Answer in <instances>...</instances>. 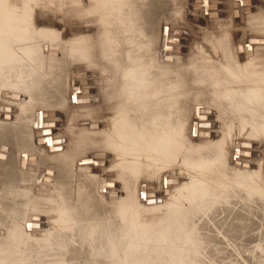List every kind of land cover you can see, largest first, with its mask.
<instances>
[{
    "label": "bare ground",
    "instance_id": "1",
    "mask_svg": "<svg viewBox=\"0 0 264 264\" xmlns=\"http://www.w3.org/2000/svg\"><path fill=\"white\" fill-rule=\"evenodd\" d=\"M75 1L76 0H72V3ZM200 1L192 0L190 9L194 6L192 3L198 2L199 4ZM201 2L203 4L200 7H193L195 11L198 12L202 10L204 12V10H206L207 12H211L208 14L209 17H218L220 15L217 10V4L215 8H208V4L215 3V1L202 0ZM251 3L252 0H236L232 6L228 3L230 4L229 14L234 17L235 13L238 11L239 16H242L244 19V15L249 21V26L253 28L252 33L245 34V37H243L244 39L236 41L233 44H231L233 40L230 42L225 33L219 36V38L221 37L219 40H216L215 47L217 46L220 49L224 60H228L227 58L229 57L230 63L221 62V60V63H217L215 60L214 63H212L209 59L204 60V57H202V62H196L198 66H196V73L193 72L195 73L193 77L195 81L198 82L199 85L202 84V86L192 87L193 95L189 93L193 96L192 98L194 100L189 110L190 114L194 116V120L193 118L189 120V130H193L194 134H196L198 130H202V132L205 133L209 132L210 129L208 126L211 121L206 112L204 121L197 118V115L199 116L200 113H202L201 109H210L211 112L212 109H214L212 106L198 103V101L204 100L205 98L207 99L205 101L208 102L209 100L210 103L213 105L216 104V106L221 105L225 100V102L228 103V105L226 104L225 110L228 109L232 111L233 115L240 119V123L247 128V133L255 135L264 132V94L260 91L262 87L260 88V85L258 86L260 79L264 81V68L262 67L263 71L259 70L261 74L258 76L251 74L252 65L254 64L253 61L263 56L261 52L264 50V42H262L264 40V0H262L263 4L258 2L261 6L260 9L255 11L256 13L251 10ZM151 6H153V4L149 0H85L82 13L87 14L90 12L98 16L99 23L102 26L100 27V34L95 38L90 35H84L83 42L79 43V45L70 43L67 47V51H65L71 55L78 53L87 63L90 64L93 62L103 67L106 78L104 80L102 78V85H104V88L103 90L99 89L101 90L99 99L102 102V106L106 102L111 104L112 117L110 116V121H108V125L111 126L107 127L108 125L104 126V124H102V127L99 121L102 116L98 119L100 116L98 114L102 115V113H98L96 109L99 108H95V106L92 105L93 100L92 102L90 100V88L86 87V85L78 86V80L85 78L83 76L84 72H82L83 74L81 73L82 77L78 74L75 82L73 81L74 77H76L74 72L76 74V72L79 73L85 71V69L77 68L75 71H72L70 75L72 84L69 89L70 100L74 102H77L76 100L78 99L81 100L79 105L84 107L85 110L81 113L74 112L76 110H73V112L68 115L70 119H74L75 116H78L79 119L76 117V121L77 119H82V126L87 129L86 131L83 127L87 133L85 132L86 135L82 138L78 137L81 128L78 129V134L76 132L77 135L73 133L72 136H68V139L64 138V140L61 136L59 137V135L51 134V126L42 125L39 127L35 125V122L38 123L41 121L43 123L49 121L52 115L50 111L54 110L51 108L50 102L44 96L46 91L36 87L42 81L40 73L35 71V68L27 66L26 60L28 59L31 61L35 60V62L39 61V46L31 41L22 49L15 51L13 48L1 43L4 41V38H0V86H9L11 89L9 88L10 90L7 91L8 93L12 92L14 95L20 94L19 98L14 97L13 99L10 97L5 98V96L2 95V97H4L2 99L9 100L10 102L13 101L14 103H16L15 101H20L21 109L19 114L16 113L19 118H23L22 116L28 113L27 110L29 111L30 103L38 102V106L41 108L33 109L28 114L31 124L37 127L34 128L33 131L31 129L32 136L29 135V132H25L24 128L10 126L5 120L0 121V166L2 165L3 168L7 167L9 172L8 175H12L13 177H15L16 172L18 174V171L21 172L18 176L19 178L15 179L16 181H20L18 183L21 187H15L14 184L8 183V181L12 180L8 175L4 178L5 181L4 179L0 181V203L2 206L7 207L8 205L6 206L5 204H7L9 200L1 201L2 198H8V196L12 195H22L28 188H32V190L37 189V194L34 193V195L32 193L34 195H32V197L34 198L36 196L38 199H35V202L32 200V205L29 203L30 199L28 202H25L31 206L40 204V206H36L39 209L36 208L31 212L28 210V219L26 218L27 220L25 219L26 221L22 224L14 220L15 216L12 218L13 220L10 217L9 219L8 216H6L7 214L9 215V212L5 214V217L8 219L4 216V219L1 217L0 264H226L212 256H207L206 259L198 256L197 244L199 243L200 236L197 229L199 223L196 221V218H190L189 215L195 211L208 215L213 208L212 206L219 200L217 188H215L216 186L213 184H216V182V185L221 184L223 180L218 179V176V178L210 179V176L212 175L211 172H216L215 169H213L216 168L213 164L221 165L222 162H225L221 143L227 139L221 135V139L218 142L209 143L207 145L196 144V142H185L186 135L184 132L186 130L184 129V123L187 115L184 113L186 112L184 95L187 93V89L185 90L186 85L189 86V83H185V75L187 74H185V72L188 70L186 69L187 71H185V66L175 63L178 51L174 50V45H180V42H174L173 40L167 41L168 38L172 39L173 36H179L180 32L178 29L181 27L177 24H171L168 25V27L166 25L163 26L159 21L156 22L153 20L152 11L154 9ZM245 7L249 8V10L245 11L247 10ZM256 7L258 8L257 5ZM43 8L44 11H46L45 7ZM234 9H236V11ZM169 11H171V9L168 10V12ZM215 11L217 14L213 15ZM173 13H175V11ZM44 15L46 16V14ZM185 25H187V23ZM11 26L12 24L8 22H0L1 36L8 35V32L14 31ZM73 27L76 28L75 26ZM26 30L30 32L29 29ZM22 32L25 31L23 30ZM105 35L110 36L111 42L108 44L102 42L104 38L106 39ZM202 39L203 38H201V40ZM256 39L261 40L256 41ZM47 46L46 52H53V54L45 55L51 60L56 59L62 50L58 41L50 40ZM167 46L168 48H166ZM206 46L208 45L205 44V47ZM253 50L256 51L255 56H251L254 54ZM213 52L211 54H213ZM68 53H66V56L71 57ZM166 54H170L172 59H164V55ZM237 55H244L249 58L245 63L240 64L233 58ZM226 56L228 57L225 58ZM255 72L259 74L258 71ZM85 74L86 76L88 75L87 73ZM257 77L259 78L257 79ZM84 88H88L86 93L82 91ZM0 92L3 94L5 93L4 90ZM21 94H25L26 99L21 98ZM203 94H206L208 98L203 97V99H201ZM62 96L64 97V95ZM192 98L190 100H192ZM2 99L0 98L1 101ZM56 101L59 102L62 108L65 103L64 100L57 97ZM5 102L7 103L8 101ZM7 105V107H10V104ZM0 107L3 109V105ZM213 107H215V105ZM12 108L14 109V107ZM38 109L39 111H37ZM64 110L62 112H64ZM105 113L106 112H104V114ZM44 115H46V117H44ZM218 115L219 114H217V117ZM228 115L229 117L231 116L230 114ZM219 118L221 119L222 117ZM86 120L88 121L87 123L85 122ZM200 122L203 124L206 123L207 125L198 127ZM77 123L79 122L77 121ZM187 125L188 124H186V126ZM83 129H81V131H83ZM41 131L46 132L43 133ZM5 133L10 135L12 144L5 141L8 140L5 138ZM197 136L200 137V135L196 134V137ZM201 137L205 138L206 136ZM55 139L57 140L56 142L54 141ZM62 139L65 142H63ZM240 140L251 142L247 137L246 139L242 137ZM32 141L35 145L32 144ZM192 142H194V140ZM234 144H232L233 149H231L235 150L233 155L243 148L239 145V141H237L236 145ZM5 145L8 146L6 147ZM37 145L40 146V149ZM183 145H185V147H183ZM4 147H6V149H4ZM14 148H16V150L12 153ZM24 150L26 152H24ZM85 150H91L90 156L81 155ZM107 151L113 152V157L110 156L113 158L111 165L107 164L108 160L106 161V159H108L107 154H109ZM84 153L88 154L87 152ZM22 155L28 158V162L19 161ZM78 155H80V159H83L81 162L93 159V161H97L98 164L96 165L92 163V161L90 163L85 162V164H78V170L76 171L74 170V163ZM239 157L235 156V158L232 157V159L240 160L243 158ZM17 161L19 163L14 166V162L16 163ZM241 161L245 163L247 162V158H243ZM233 164L234 163H232V165ZM244 167H246V164ZM85 168H87V172L82 171V169L85 170ZM90 168L100 173L106 171L109 176L105 174L107 177H104L97 173H89L88 169ZM258 170L259 169L242 170L240 177L233 181L238 183L243 182L247 177L256 176L258 172H260ZM42 172L45 174V178L42 179L45 180L38 181ZM75 172H79L77 173L78 175L76 174V176H74ZM138 173H145L146 175V179L144 177L145 180L141 178L143 181L141 187L138 184L139 182L137 183L143 195L141 197L142 199L139 200L142 202L140 205L145 209L151 208L150 210H152L158 207L162 210L161 205L156 202H149L148 199L152 197L157 201V197L161 196L159 192V194H157V188L168 189V194L161 197L166 201L167 206L170 205L171 207L170 202H173L172 209H168V211L172 210V212L166 210L172 215V218L169 216L166 218L172 220L165 221L166 219L163 217L165 219L164 222L157 226L151 225L152 223H150V226H147L148 224H141L139 222L140 220L137 218V206L139 207V201L137 203L134 195V183L136 179H138ZM209 174L210 176H208ZM222 178H224L225 182V177L223 176ZM252 179L255 178L252 177ZM209 180H212L214 183ZM105 181L108 183L109 181L112 182L113 186L110 184L105 185ZM118 181L121 182V186L124 189L125 194H121L123 196H119L118 192L121 190L117 192ZM149 181L152 183H149ZM208 181L212 182V184H207ZM243 185L246 184H242V186ZM251 187L253 189V186ZM43 188L46 189L44 190L45 192L38 193V191ZM245 188L249 189V186ZM172 189H177L176 194H171ZM147 191L152 192L153 195H145L144 193ZM3 192H5V195H2ZM250 192H252V190ZM190 196H192L191 201H195L193 203L189 201L192 204L188 203L189 206L187 208L181 206L182 198L185 199L186 197L188 199ZM12 197L10 198L12 199ZM23 197H25V195L22 196V198ZM193 197H195L194 200ZM102 198L115 201L117 205H104L106 203L105 201L104 204L101 202ZM27 199L28 197L26 200ZM19 203L21 202L13 204L15 209H11L12 207L10 208L8 206L10 209L7 211L10 210L11 212V210H13L12 212H15L13 215H16L18 212L19 216H21V212L18 209L24 202L21 204ZM34 203L36 205H34ZM25 207H27V205H25L24 208ZM22 209L20 210L24 211ZM2 210H4V208H2ZM44 210L48 211V214H51H49V218L48 216H44L49 220L48 227L43 226V222H46L43 217ZM25 212L27 213V211ZM164 213L162 215H165ZM35 215H37V217H34ZM21 217H24V212H22ZM163 218L161 219L160 217L161 220L159 219V221H162ZM19 219L22 220L24 218L21 219L19 217ZM173 219L175 220L174 222ZM154 221L156 222L155 219L153 222ZM42 226L44 229L46 228L44 232L45 240L40 237L39 240L41 239V241H44H38L42 243V246L45 242V244L49 246V250L44 251L45 255H39L36 261L31 262L33 256L30 260L26 255H23L25 253H20L21 246L26 241L24 237H26L25 234L27 232L24 230L26 228V230L30 229V232H32L33 230L41 229ZM226 228L229 229L228 227ZM168 232L171 233V236L169 235L171 238L168 237ZM29 237L30 236H27V240H29ZM223 238L225 240L231 239L230 233L223 232ZM223 238L221 240H223ZM36 242L35 246L39 247L36 245ZM207 242L209 244L210 241ZM20 243L22 244L20 245ZM30 244L34 243L32 242ZM42 246L41 248L44 247ZM28 247H30V245L26 248L29 249ZM26 248L24 249L27 250ZM12 253L15 255L17 254L18 257L14 256L13 260H11V257H13ZM54 255L55 258H53ZM35 256L37 255H34V257Z\"/></svg>",
    "mask_w": 264,
    "mask_h": 264
},
{
    "label": "rangeland",
    "instance_id": "2",
    "mask_svg": "<svg viewBox=\"0 0 264 264\" xmlns=\"http://www.w3.org/2000/svg\"><path fill=\"white\" fill-rule=\"evenodd\" d=\"M149 1L153 4V6H151L154 9L152 11V15L154 17L153 20H155L156 22L159 21V23L162 24L163 26L166 25L168 27V25L177 24L178 26L181 27L178 29V31L180 32L179 36H173L172 39L168 38L167 41L173 40L174 42H178V41L180 42V45H177V44L174 45V48H175L174 50L178 51L176 59H175L176 60L175 63H179L182 66H185V68H184L185 71L188 70L187 72H185V74L187 73L185 75L186 76L185 77V80H186L185 83H189L188 84L189 86L186 85L185 90L187 89L186 90L187 95L186 94L184 95V102L186 104V106H185L186 112H184V113L187 115L185 117L186 121L184 123V125H185L184 129L187 131V132L186 131L184 132V134L186 135V138L184 137L185 142L186 143L187 142H189V143L190 142L191 143L196 142V144L207 145L209 143L218 142L221 139L220 138L221 135H223L224 138L227 139L226 141L221 143L222 144L221 149H222V152L224 154L225 162H222L221 165L213 164V166L216 167V168H213V169H215L216 172H213L214 174L211 172V174L213 176L212 175L210 176V174L208 175L211 177L210 179L216 178L218 176L219 177V178L217 177L218 179L223 180V182L221 184H218V185H216L217 182L215 184L212 180H209V181H212L214 183L213 185L216 186L215 188H217V191H218L217 196H218L219 200L216 202V204L213 203L214 204L212 206L213 208L208 215L201 214L198 211L190 213V215H189L190 218H196V221L199 223L197 230H198V234L200 236V240H199V243L197 244V249H198L197 254L199 257H201L203 259H206L207 256H212L213 258L221 260V261L225 262L226 264H264V187H263L264 186V181H263L264 180V172H263L264 171L263 170L264 169V138H263L264 132L263 133L261 132L260 134L257 133L255 135L247 133V128L244 125H242V123H240L241 122L240 119L235 117L233 115L232 111H230L228 109L225 110L226 106L228 105V103L225 102V100L222 102V104H221L222 106L219 105L221 107L216 106V104H214L215 107H213L214 105L212 103H210L209 100H208V102L205 101V100H207L206 98L204 100L198 101V103H200L202 105L212 106V108H214V109H212V112L210 111V109H208V110L201 109L202 113H200L199 116L197 115V118L204 121V119L206 118L205 117V112H206L210 117L211 122H210V125L208 127L211 129V131L209 129V132L203 133L202 130H198L196 132V134L200 135V137H198V136L196 137V134H194L193 130L192 131L189 130L190 129L189 128V125H190L189 120H192L191 118H193V120H194V116H192L190 114V111H189L190 108L192 107L191 106L192 103H194V100L192 98L193 97L192 96L193 95L192 90L194 87L202 86V84L199 85V83L196 82L194 77H193V75L195 76V73H196V71H195L197 68L196 66H198V63H196V62H199V63L202 62V60H203L202 57H204V60L209 59L210 62H212V63H214V60H215L217 63L227 62L229 64L230 63L229 57L226 56L225 58L228 57L227 58L228 60H224L220 49L217 46L215 47L216 40H219L221 38V37L219 38V36H221V34L225 33V34H227L228 40H230V42L233 40V42H231V44H233L236 41H241V39H244L243 37H245L244 36L245 34L252 33L253 28L249 26V23H248L249 21L246 19V17L244 15H243L244 19L242 18V16H239L238 11L235 13V15H238V16H235L233 14L234 15V17H233L229 14L230 6H232L236 0H231V1L230 0H226V1L225 0H213V1H215V3L214 2L209 3L208 4L209 9H211L212 7L215 8L218 6L217 10L220 14L218 17H209L208 14L211 12H207L206 10H204V12L202 10H199L198 12L195 11L194 8L200 7L203 4L201 2L202 0L201 1L199 0L200 1L199 4H198V2L192 3V5H194L193 6L194 8L191 5V7H192L191 9H190V3L192 2V0H181V1L180 0H176V1L175 0H149ZM246 1H248V0H246ZM84 2H85V0H76L74 3H72V0H62V1L61 0H22V1L21 0H0V22H5V23L8 22L9 24H12L11 27L14 29V31L8 32L9 33L8 35L1 36V33H0V38H4V41L1 43H4L5 45L13 48L15 51L22 49L24 46L27 45L28 42L30 43L31 41H32V43L34 42V44L39 46L38 47L39 61L35 62V60L31 61L30 59H28V60H26L27 66L30 68H35L36 70L35 69L34 70L37 71L38 73H40V75L42 77V81L36 87H38L39 89L42 88L43 90L46 91L44 96L50 102L51 108L54 109L55 111L54 110L50 111V114L53 115V116L51 115L50 118L47 116L51 121L49 120V121H45L43 123L41 121H39L38 123L35 122V125L39 126V127H41L42 125L51 126V129H52L51 134L57 135V136L59 135V137L61 136V138H63V139L64 138L68 139V136H72L73 133L76 134V132H77V134H78V129L79 128L83 129V127H84V126H82V119L78 120L79 119L78 116H75L74 119L73 118L70 119V116H69L73 112V110H76L74 112H77V113H81L82 111L85 110L84 107H81L79 105L81 100L78 99V100H76L77 102L70 100L69 89H70L71 84H72V79H71L70 75H71V72L75 71L77 68L78 69L84 68L85 71H81L79 73L76 72V74L74 72V75L76 77H74L73 81L75 82V80L78 77V74H80L82 77V74H83L82 72H84L83 76L85 78L78 80V86L86 85V87L90 88L89 89L90 95H91L90 100H91V102L93 100L92 105L95 106V108H97V107L99 108V109H96L98 111V113H102V115L98 114V115H100L98 117V119L102 116L101 117L102 119L100 118V120H99L100 124L101 125L104 124V126L105 125L107 126L109 124L108 121H110V118L112 117L111 116L112 115L111 104L109 102H106L102 106V102L99 99L101 96L100 95L101 90H103V88H104V85H102V78H103V80L106 78V74L103 70V67L97 63H93V62L90 64L87 63L85 61V59L82 56H80L78 53H75V55L74 54L71 55L70 53L66 52L67 47L69 46L70 43H75V44L79 45V43L83 42V36L84 35H86V36L90 35V36H93V38H95L96 36H98L100 34V31H101L100 27H102V26L99 23L98 16L94 15L90 12L87 14L82 13V7H83ZM170 2H173V3H170ZM258 2L260 4H263L262 0H252L251 10L253 12L257 11V9H260L261 5L258 4ZM228 3H230L231 5ZM216 4H217V6H215ZM225 4H227V5H225ZM174 5H175V7H174ZM256 5L258 6V8L256 7ZM42 6L45 7L46 11H44V8ZM169 7H171V8H169ZM245 8H247V7H245ZM245 8H244V10H245ZM170 9H171V11L168 12V10H170ZM237 9H238V7H237ZM180 10H182V11H180ZM196 10H198V9H196ZM234 10L236 11V9H234ZM248 10H249V8H247V10H245V11H248ZM174 11H175V13H173ZM195 12H196V14H195ZM215 12H213V15L217 14V12L216 13ZM44 14H46V16ZM201 14H203V15H201ZM168 15H169V17H168ZM76 17H78V18H76ZM205 17L207 18V21H206ZM51 22H52V24H51ZM81 22H82V24H81ZM73 23H74V25H73ZM186 23H187V25H185ZM160 24H158V25H160ZM70 25L71 26L73 25L76 28H74L73 26L71 27ZM210 25L213 27H211ZM225 25H227V26H225ZM26 29H29L30 32H28ZM243 29H244V31H243ZM23 30L25 32H22ZM226 30H228V31H226ZM250 30H251V32H250ZM76 31H78V32H76ZM201 31H203L204 33ZM235 31H236V33H235ZM176 33H177V31H176ZM200 33H201V38L204 39V40L202 39L203 41L200 38ZM3 34H7V33H3ZM213 34H214V37H213ZM232 34H233V37H232ZM211 35H212V37H211ZM240 35H241V37H240ZM105 37H106V39L103 37L104 41L102 40V42L104 44L110 43L111 42L110 36L105 35ZM230 37H232V38H230ZM50 40L58 41L60 47L62 48V50L59 53V56L53 60L49 59L48 56L45 55V54H47V55L53 54V52L52 53L46 52L47 47H48L47 43ZM260 40L256 39V41H260ZM262 42H264V40ZM205 44L208 45V46H206L207 48L205 47ZM166 48H168V46ZM199 48L201 49V51ZM202 49H203V51H202ZM197 50H198V52H197ZM254 50H256V49H254ZM254 50H253L254 54H252L251 56H255V52L257 50L256 51H254ZM208 51H210V52H208ZM262 51L263 52H261V53L263 56H260L259 59L257 58V60L253 61L254 64L252 65L251 74H253L254 76L260 75L261 73H259V72H261V71H259V70L263 71V68H264V50H262ZM212 52H213V54H211ZM66 53H68L71 57L66 56ZM201 53L205 56H203ZM35 54H36V52H35ZM214 54L217 56H215ZM213 56H214V58H213ZM233 58H235L237 63L243 64L248 60L249 57L244 56V55L243 56L237 55ZM164 59H172V56L170 54H166V55H164ZM199 59H201V60H199ZM220 60H221V62H220ZM255 71H258L259 74H257ZM193 72H195V73H193ZM85 73H87L88 75L86 76ZM258 78L259 77H257V79ZM257 79H256V81H257ZM87 80H88V82H87ZM196 84H197V86H196ZM259 85H260V88L262 87L260 89V91L264 94V88H263L264 87V81L260 79L258 86ZM5 86L6 85L0 86V91L1 90L5 91L4 94L0 92V98L1 99L4 98V97H2V95L5 96V98L10 97L12 99L14 97L15 98L20 97V94L14 95V93H12V92L8 93L7 91H9L11 88L9 86H6V87ZM73 87H74V85H73ZM87 89L84 88V89H82V91L84 93H86V91H88ZM99 89H101V90H99ZM205 89L208 91V89L206 87H205ZM62 91H64V92H62ZM189 93H192V95ZM22 95L23 94H21V98L26 99L25 94L23 96ZM26 95H27V93H26ZM62 95H64V97ZM204 95H206V94H203L201 99H203V97H207V95L206 96H204ZM57 97L59 99H63L64 102L66 103V106L64 103V105L61 108L59 102L56 101ZM191 98H192V100H190ZM5 101H8V102L6 103ZM9 102H10L9 100H4V99H2V101L0 100V106L3 105V109L0 107V114L2 116V117L0 116V121L5 120V122H7V124L10 126H17V127L24 128L25 132H29V135L32 136L31 129L33 131V129L37 128V127L35 125H34L35 126L34 127L33 124H31L30 116L28 114L33 109L39 108V106H38L39 103L38 102L30 103L29 104V111L27 110L28 113L27 114L25 113V115L22 116L23 118H19L18 114H19V111L21 109L20 103H19L20 101H15L16 103L11 101L14 104L18 103L19 105L18 104L14 105L13 103H11V102L9 103ZM39 102H41V101H39ZM41 103L44 104L43 102H41ZM203 103H205V104H203ZM207 103H209V104H207ZM7 104H10V107H7L8 106ZM11 106L14 107V109ZM64 106H65V108H64ZM63 108L66 110H64ZM39 109H41V108H39ZM39 109L37 111H39ZM63 110H64L66 115L64 114V112H62ZM222 111L223 112L225 111L226 113L225 112L223 113ZM104 112H106V113L104 114ZM16 113H18V114H16ZM217 114H219L218 117H217ZM228 114L231 115L230 116L231 118L229 117ZM10 116H11V118H10ZM44 117H46V115H44ZM76 117L78 118L77 121L79 123H77ZM219 117H222V118L220 119ZM228 117H229V119L227 120ZM225 120H227L228 122ZM102 121L103 122L105 121V122L103 123ZM229 121H230V123H229ZM85 122L87 123L88 121L86 120ZM201 123L202 122L199 123L198 127H203L204 125L205 126L207 125L206 123H204V124L203 123L201 124ZM186 124H188V125L186 126ZM31 126H32V128H31ZM110 126L111 125H108L107 127H110ZM211 126H212V128H211ZM102 127H103V125H102ZM81 129L79 130V134H78L79 138L84 137L87 133L86 132L87 129H85V127H84V129L86 131L84 129H83V131H81ZM41 132L45 133L46 131H41ZM187 133H189V134H187ZM201 136H204V137L206 136L205 137L206 139L201 137ZM258 136H260V137H258ZM242 137L245 139H246V137L249 138L251 140V142L240 140V139H242ZM256 137H257V139H256ZM5 138L8 139V140H5L7 143L12 142L10 140V135L8 133H5ZM64 140H63V142H65ZM191 140L192 141L194 140V142H192ZM198 140H199V142H198ZM54 141L56 142L57 140L55 139ZM237 141H239V143H240L239 145L241 147H243L244 149L241 148L242 150L241 149L238 150V152L233 155V153H235V150H231V149H233L232 144L235 143L234 145H236ZM186 143H185V145H186ZM32 144L35 145L33 143V141H32ZM243 144H245V145H243ZM251 144H252V146H251ZM185 145H183V147H185ZM247 145L249 146V149H248ZM6 147H4V149H6ZM37 147H39V149H40L39 145H37ZM14 150H16V148L13 149L12 153H14ZM247 150H249V151H247ZM258 151H260V152H258ZM24 152H26V151L24 150ZM84 152H87L88 154H85ZM84 152H82L83 153V154H81L82 156L83 155H86V156L89 155L90 156V154H91L90 153L91 150H85ZM107 153H109V154H107L108 159H106V161L108 160L110 163L107 161V164L111 165V163L113 162V158H112L113 152L107 151ZM243 155H245V156H243ZM259 155H260V157H259ZM110 156H112V157H110ZM235 156L236 157L240 156V157H243L245 159L247 158V162H249V163H247V162L242 163L241 159L243 160V158H241L240 160L239 159L233 160L232 157L235 158ZM80 158H81L80 155H78L75 158V163L77 162L76 165L73 161L74 167H75L74 170H76V171L78 170V166H77L78 164H83V163L85 164V162L90 163L91 161H92V163H94L96 165L98 164V162L95 160L93 161V159H90L87 161L84 160L83 162H81L83 159H80ZM19 159L18 160L20 162H28V158L25 155L20 156ZM17 163H19V162L18 161L16 163L14 162V166ZM232 163H234V164L232 165ZM245 164H246V167H244ZM228 166H231V167H228ZM243 168H245V169H243ZM249 168H251V169H249ZM255 169H259L258 171H260V172H258V174L256 176H254V175L252 176L255 179H252V177H247V179L245 178L244 179L245 181H243L245 183H243V182L238 183V182L233 181V180H236V178L238 179L240 177L242 170L244 171V170H255ZM230 170H231V172H230ZM82 171L87 172V168H85V170L82 169ZM18 172H19V174H21L20 171H18ZM88 172L93 173V174L97 173V174H100V176H104V177H107L105 174L108 173L106 171H104V173H100L99 171L93 170L91 168L88 169ZM43 173L44 172H42L40 174L38 181L45 180V179H42V178H45V176H44L45 174H43ZM77 173H79V172H77ZM77 173L75 172L74 176H76ZM8 174H9L8 168L7 167L3 168L1 165L0 166V179H1L0 181H2L4 178H6V175H8ZM19 174L16 172L15 177H13L12 175H8L12 179L11 181H8V183L14 184L15 187L16 186L21 187V185H19V183H18L20 181L15 180L16 178H19L18 177ZM107 175L109 176V174H107ZM144 175H145V173H143V174L138 173V179H136V182L134 183V192H135L134 195L136 197L137 203L140 199H142L141 197L143 196L142 192L140 191V187H141V184L143 183L142 180L144 179V177L146 179V175L145 176ZM223 176L226 179L225 182H224V178H222ZM141 178H142V180H141ZM4 181H5V179H4ZM209 181L207 182V184L211 185L212 182H209ZM118 182H119V184H118ZM118 182H117V184H118L117 192L121 190L118 193H119V196H123L125 194L124 189L121 186V182L120 181H118ZM137 183L140 185V187ZM149 183H152V182L149 181ZM109 184L111 186H113L112 182L109 181V183H108L107 181H105V185H109ZM136 184H137V186H136ZM242 184H246V185L242 186ZM146 185H147V183H146ZM135 186H136V188H135ZM248 186H249V189H246L245 187L248 188ZM251 186H253L254 190L252 189ZM137 187H138V189H137ZM158 187H159V185H158ZM28 189H30V190H28ZM28 189L26 190L27 192L24 191L22 195H14V196L12 195L13 197L8 196V198L4 197L1 199V201H3V200L11 201V202L7 201V204H5L6 206L8 205L10 208L12 207L11 209H13L15 207L13 205L14 203L24 202V204L21 205L23 209L21 208V206L18 209L21 212L20 213L21 216H22V212H24V217L19 216L18 212L16 213V215H13V214H15V212H12L13 210H11V212H10V210L7 211L10 208L8 206L7 207L2 206V204L0 203V210H1L0 211V219H2L1 217H3V216L5 217V214H7L8 212H9V215L8 214L6 215V216H8V218L10 217L12 219L15 216L14 220H16L17 222H19L21 224L28 219L27 218L28 217L27 214L29 213L28 210L31 212L32 210L37 208L36 206H40L39 203H38L39 205H36L34 203V205H36V206H31L33 204V202H35L34 200L38 199L36 196L34 198L32 197V195L34 193L37 194V191H36L37 189H35V190L34 189L32 190V188H28ZM31 190H32V192H31ZM44 190H46V189L43 188L42 190H39L38 193H43V192H45ZM246 190L249 192H247ZM251 190H252V192H250ZM122 191H123V193H122ZM161 191H163V192H161ZM8 192H10V191H8ZM176 192H177V189H172L171 194H176ZM4 193L5 192H3L2 195H5ZM24 193H27V194H24ZM121 194H123V195H121ZM144 194L145 195H153V193L149 192V191L145 192ZM157 194H159L161 196L167 195L168 189H161L159 187V188H157ZM8 195H9V193H8ZM24 195H25V197L22 198V196H24ZM26 196L28 197L27 200H26V198H27ZM30 196H31V198H30ZM161 196L160 197L158 196L159 198L157 197V201H155L152 197L149 198L148 200H149V202H153V203L156 202L157 204L161 205L162 210H160V208H158V207H157L158 209L154 208L152 210H150L151 208L145 209V208H143V206L140 205V204H142V202L139 201V203H138L139 207L137 206V208H138L137 209L138 210L137 211V214H138L137 218H139L138 220H140L139 222L141 224L144 223V224H148L147 226H150V223H152L151 225L157 226V225H161L165 219H166L165 221L169 220V218H166V217L169 216L170 218H172L171 213L170 214L168 213L169 211L172 212V210L168 211V209L169 208L172 209L173 202H170L171 207H170V205L167 206L166 201ZM222 196H224V197H222ZM10 197H12V199ZM191 198H192V196L188 197V199H190V200H188L186 197H185V199L182 198L181 206H184L185 208H187L189 206V204H192L195 201L194 200L195 197H193V200H194L193 202L191 201ZM28 200H29V203L31 205L30 204L28 205V203L26 204V202H28ZM32 200H33V202H32ZM104 201L106 204H104ZM189 201L192 203H190ZM101 202L104 205H108V206L117 205V203H115V201H109L107 198H102ZM21 203H19V204H21ZM25 205H27V207L24 208ZM28 206H29V208H28ZM2 208H4L5 211L2 210ZM20 209H22L24 211H21ZM37 209H39V208H37ZM147 209H149V210H147ZM164 209H165V211L167 210L168 212L167 211L165 212ZM2 211H4V212H2ZM25 211H27V213ZM43 213H44L43 217L44 216H46V217L48 216V218L50 217L49 216L50 213L48 214V211H45ZM163 213L165 215H162ZM18 216L21 219L22 218H24V219L20 220ZM4 217H3V219H4ZM34 217H37V215H35ZM46 217H44L45 218L44 221H46L47 223L43 222V226L48 227V225H49L48 221L49 220ZM157 217H159V218H157ZM160 217H161V219L163 217L165 219L163 218L162 221H159ZM8 218H6V219H8ZM152 219L153 220L155 219L156 222L155 221L153 222ZM143 220H146V221H143ZM157 220L159 221L160 224L158 223ZM170 220H172V219H170ZM20 221H22V222H20ZM148 221H150V222H148ZM174 221L175 220L173 219V222ZM145 222H147V223H145ZM43 226H42V228H43ZM226 227H228L229 229H227ZM42 228L37 229V230H33L32 232H30L31 231L30 229H28L29 231L26 230V228L24 230L25 232H27L26 234L24 233L26 236V237H24V239L26 238L25 240L27 241V245H26V241L24 240L25 243H23V244L20 243V245L22 244V246H21V251H20V247H19V251L22 254L25 253L23 255L24 256L26 255V257L30 260H31V257L33 256L32 257L33 259L31 260V262L36 261L38 259L39 255H41V254L45 255L44 251L49 250L48 249L49 246H47L45 244V242L43 244L44 247L42 246V243H40V242L45 240L44 239V236H45L44 232H45L46 228L45 229L44 228L42 229ZM223 232L230 233L231 239L225 240L223 238ZM170 234L171 233L168 232V237L171 236ZM27 236H30L29 240L31 242L29 240H27L28 239ZM40 237H41V239H44V240H42V241H41V239L39 240ZM221 237L223 238V240H221L222 239ZM34 238H35V240H34ZM209 239H211V240H209ZM28 241L30 243L33 242L34 244H30ZM36 241H38L39 243ZM207 241H210L209 244ZM35 242H36V245H38L39 247L35 246ZM29 245H30V247H28L29 249H27L26 247ZM32 246H34V247H32ZM41 246L43 248H41ZM22 248L23 249L26 248L27 250H25V249L24 250L25 251L29 250V251L25 252ZM33 248H34V251L36 252V254L33 251ZM22 251H24V252H22ZM40 251H43V252H40ZM14 253H16V252H14ZM14 253H12L13 257L10 256L12 258L11 260H13L14 256L18 257V255H19V253H18V255L16 254L17 255L16 256ZM29 253H30V255H29ZM31 253H34V254H31ZM34 255H37V256L34 257ZM53 258H55V255L53 256ZM77 264H79V263H77Z\"/></svg>",
    "mask_w": 264,
    "mask_h": 264
}]
</instances>
